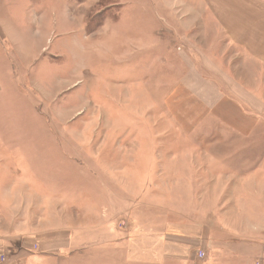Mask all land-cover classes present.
<instances>
[{
	"label": "rangeland",
	"instance_id": "obj_1",
	"mask_svg": "<svg viewBox=\"0 0 264 264\" xmlns=\"http://www.w3.org/2000/svg\"><path fill=\"white\" fill-rule=\"evenodd\" d=\"M69 1L86 8L87 0ZM199 5L196 0H99L87 15L90 34L127 29L126 24L138 21L132 13L143 11L148 74L137 64L128 68L109 64L114 57L106 52L107 65L101 66L92 60L89 48L83 59L81 52L70 54L71 49L54 59L50 58L54 48L48 47L34 62L29 42H20V48L27 50L21 58L1 41L0 180H17V185H2L16 189L17 196V208L11 211L16 216L0 219L7 233L13 228L17 232L0 245V256H7L8 264H22L9 259L16 255L12 245H22L24 227L37 229L42 222L44 229L88 228L105 215L115 235H160L164 244L186 246L189 258L202 248L203 230L212 234L235 230L242 236L249 224L264 226V120L234 94H242L241 87L264 101V67L249 60L240 46H231L210 13L205 12V20L201 16L193 20L189 11ZM23 25L20 37L28 38L32 23ZM158 43L163 64L157 61ZM192 69L198 74L187 75ZM130 75L133 81L123 80ZM63 81L75 85L66 88ZM202 81L214 83L230 104L241 103L237 124L228 116L234 110L229 107L225 118L203 114L191 132L178 125V117L192 118V110L183 112L180 106L192 105L191 97L208 106ZM177 87L182 93L172 95ZM130 90L138 95L135 101L125 97ZM142 90L147 92L145 101ZM102 92L105 98L102 94V100L96 99ZM169 104L173 106L168 109ZM236 125L244 131L234 130ZM109 141L113 148L110 143L102 148ZM122 141L127 142V154L117 155L115 146ZM136 147L140 159L131 162L129 154ZM141 147L153 161L142 160L148 152ZM117 159L125 160L123 181L114 178L115 173L109 178L103 175L113 170ZM129 172L132 177H127ZM243 178L257 180V186H236V180ZM24 180H40L41 188ZM87 192L93 193V206ZM258 235L264 242V234ZM263 247L258 264L264 261ZM208 256L193 263L165 264H204Z\"/></svg>",
	"mask_w": 264,
	"mask_h": 264
},
{
	"label": "crops",
	"instance_id": "obj_2",
	"mask_svg": "<svg viewBox=\"0 0 264 264\" xmlns=\"http://www.w3.org/2000/svg\"><path fill=\"white\" fill-rule=\"evenodd\" d=\"M0 0V44L2 42L9 44L13 50L15 56L17 53L22 57L24 52H27L24 48H20V42L23 39L30 47L31 51L35 53L33 55V61L36 62L37 58L42 57L49 49L54 48L50 58L61 59L68 54L69 49L76 54L81 52L80 57L84 58V50L89 48L92 50V60L99 62L101 66L107 65L105 63V52L107 56L114 57L109 58L108 63L117 67L121 64L127 65V68L132 65H138L140 71L147 73L148 65V45L146 44L147 26H145V18L143 11L133 12L132 15L138 18V21H133L131 24H126L127 29L113 31L109 28L104 31L95 30L90 34L86 32L87 27V15L98 3L99 0H87L84 4L85 9L78 8L77 3H73L69 0ZM200 5L189 11L193 13L191 18L198 20L201 16L204 20L206 13H210L215 20L216 25L227 35L228 41L231 46H240L249 60L264 67V0H196ZM193 3H195L193 1ZM28 13H27V10ZM50 12H43L41 10H50ZM203 12V13H201ZM206 12V13H205ZM121 16V15H120ZM123 16V13H122ZM160 16V13H158ZM120 18V17H119ZM118 18V19H119ZM141 19V20H140ZM32 23V28L29 29L28 38L20 37V33L24 30L25 26ZM55 32V33H54ZM24 33V32H23ZM121 33V34H120ZM121 35V39H117L115 36ZM2 41V42H1ZM57 41V42H56ZM158 59L163 64L164 52L162 51V45L158 43ZM4 47V46H3ZM19 48V49H18ZM18 49V50H17ZM97 50V51H93ZM115 53V56H114ZM120 53V55H118ZM27 54V53H26ZM118 55V56H117ZM103 59V60H102ZM163 59V60H162ZM146 60V61H145ZM145 61V62H143ZM170 64L169 62H167ZM164 66L160 65V69ZM128 70V69H127ZM135 69L128 70L130 74L134 73ZM198 74L196 70L192 69L187 75ZM201 78V77H200ZM203 78V77H202ZM201 78V79H202ZM134 77L131 75L123 80L133 81ZM207 95L208 106L199 104L195 98L191 97L192 105L186 103L180 104L181 111L187 112L192 110V118L178 117L176 122L185 127V131H193L196 128L197 122L200 121L203 114H209L210 117H226V112L229 107L234 110L228 111V116L232 120L233 124H237L235 116L240 115L241 103H237L238 107L234 104H230L219 92L214 83L201 82ZM63 87L73 86L75 84H66L64 81L61 83ZM177 87L172 95L182 93ZM241 93L234 92L236 97L243 100L248 106H251L256 110L258 114H262L259 119L264 120V101L255 94L248 93L246 89L239 88ZM98 90V89H96ZM105 92V91H104ZM142 98L146 100L147 92H141ZM105 98V94L99 93L100 96H96V99L102 100L100 97ZM117 99H120L117 96ZM126 98L135 101L138 95L134 91H129ZM123 98V97H122ZM1 101V100H0ZM169 104V107L173 105ZM226 108H223L224 106ZM179 106V105H178ZM167 109V110H168ZM239 111V112H238ZM240 117V116H239ZM235 123H234V120ZM229 124V120H227ZM201 125V123L199 124ZM179 126V127H180ZM181 126V127H182ZM173 128V127H172ZM233 129L240 132L244 131L240 126H233ZM109 142L103 143L102 148L106 149L109 146ZM110 148L112 143H110ZM128 146L126 141L117 142L115 146V152L117 155H125L127 151L125 147ZM90 149V147H88ZM145 152L143 147H141ZM148 149V148H147ZM148 152V151H147ZM103 150H100L98 155H103ZM132 161L139 160L140 152L139 147L131 150ZM136 157V158H134ZM148 162L153 161V157L150 153H146L142 160ZM141 160V161H142ZM150 160V161H149ZM125 160L117 159L113 170L103 174L109 178L111 173H115L118 180L125 179L124 170ZM138 162V161H137ZM149 174L153 172L151 170V164L149 163ZM116 170V171H115ZM127 177H132L131 173ZM41 177L40 180H43ZM40 180H27L30 184L40 186ZM17 180H0V219L8 216H16L15 211L17 208V196L16 189H6L2 185L8 183L9 186L17 185ZM27 183L26 180L22 181ZM257 180L255 179H240L236 180V186L256 187ZM127 188L125 183L123 184ZM258 189V188H256ZM255 189V190H256ZM88 191V190H87ZM93 192V191H92ZM258 192L260 190L258 189ZM89 193V192H87ZM93 193H89L88 200L93 206L91 200ZM32 197V196H31ZM41 197V196H39ZM32 199V198H31ZM42 200V198H40ZM7 211V212H6ZM93 211H96L93 210ZM104 220L98 222H92L88 228L83 226L68 225H54L51 228L44 229L43 225H39L37 229L32 227L25 228V236L22 241V245H12L16 255L13 258L9 257L11 261L19 260L22 264H165L167 261L173 260L178 263H190L197 260L195 258L196 251L204 249L209 254L204 264H258L261 251L260 245L264 246V242L259 241L261 239L258 233L264 234V226L250 225L245 228L244 232H240V235L235 230H222L218 234H212L209 231L202 232V248L193 251L191 258L187 257L185 251L186 246L183 244H176L173 242L161 241V236L152 235L137 236L128 235L116 232L114 234L112 221L107 220L103 215ZM111 222V225L107 227V223ZM99 224V225H98ZM108 228V231H106ZM99 229H105V232H98ZM7 235H4V234ZM16 230L9 231L0 224V245L3 243H9V239L13 238V234H16ZM235 234L240 237L234 238ZM100 236V237H99ZM108 236V237H106ZM102 248L99 249V246ZM3 246V245H1ZM204 247V249H203ZM264 248V247H263ZM69 253V254H68ZM264 256V252H263ZM17 257V258H16ZM19 258V259H18ZM258 260V261H257ZM13 262H10V264ZM187 263V262H186ZM264 264V261L261 262Z\"/></svg>",
	"mask_w": 264,
	"mask_h": 264
},
{
	"label": "built area",
	"instance_id": "obj_3",
	"mask_svg": "<svg viewBox=\"0 0 264 264\" xmlns=\"http://www.w3.org/2000/svg\"><path fill=\"white\" fill-rule=\"evenodd\" d=\"M196 256L195 258L198 259V260H202L206 257V253H204L203 251H196ZM8 261V257L5 256V255H1L0 256V264H8L9 262ZM13 264H16L15 262H13Z\"/></svg>",
	"mask_w": 264,
	"mask_h": 264
}]
</instances>
